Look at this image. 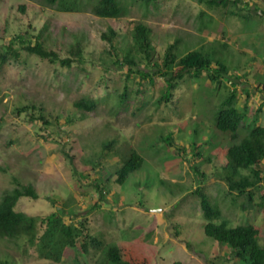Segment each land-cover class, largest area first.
Listing matches in <instances>:
<instances>
[{"label": "rangeland", "instance_id": "1", "mask_svg": "<svg viewBox=\"0 0 264 264\" xmlns=\"http://www.w3.org/2000/svg\"><path fill=\"white\" fill-rule=\"evenodd\" d=\"M124 2L125 16L106 18L89 5L66 12L47 0H0V201L16 187L31 185L39 198L21 197L16 210L38 218V236L45 230L42 219L65 209L66 223L83 222L84 234L103 241L89 254L67 249L62 264H102L103 248L113 244L125 245L150 264H235L227 245L206 235L196 190L201 185L221 209L217 222L256 226L264 246V181L252 189L251 207L243 208L247 199L232 192L226 179L231 135L213 125L222 100L236 89L237 107L247 108L245 121L264 126V19L256 10L264 8V0L214 8L200 0ZM138 23L152 29L151 62L133 47ZM110 28L116 31L112 41L103 37ZM37 37L59 61L26 49ZM10 41L19 56L9 49ZM173 43L179 56L198 49L224 62L228 77L217 84L208 71L187 74L172 101L160 103L167 82L154 63L164 67ZM130 49L138 61L134 68L152 73L153 80L138 73L126 79L129 66L115 61ZM65 58L73 59L71 66L61 63ZM123 93L128 94L125 102ZM82 98L96 100V109L76 107ZM193 143L203 156L195 155ZM132 150L143 164L119 184L115 172ZM103 172L110 180L101 189L97 181ZM5 262L52 263L40 255L38 240L32 243L27 235L0 237V264Z\"/></svg>", "mask_w": 264, "mask_h": 264}, {"label": "trees", "instance_id": "2", "mask_svg": "<svg viewBox=\"0 0 264 264\" xmlns=\"http://www.w3.org/2000/svg\"><path fill=\"white\" fill-rule=\"evenodd\" d=\"M51 5L55 6L60 11L78 12L82 11L89 5L93 13L99 17L119 18L127 14V4L125 0H47ZM147 5L155 4L158 0H140ZM207 3L211 8L223 6L227 7L229 4L238 6L241 0H200ZM25 10V7H22ZM260 10L261 17L264 19V8L256 7ZM205 13V12H203ZM231 14H237V11L230 10ZM243 15V14H241ZM247 17V16H245ZM251 17V16H250ZM116 31L113 28L109 32L103 34V37L108 40H113ZM134 49L149 62L152 60V29L143 23L135 25L133 32ZM176 44L170 45L165 53V58L162 67L158 62L154 63L155 67H159L156 73H160L167 82L166 90L161 95L159 102H170L173 99V92L178 87L179 81L187 74L200 75L208 71V78L212 83L220 84L222 79L228 77L230 73L229 67L220 60L214 58L198 49L191 50L184 55L179 56L175 51ZM12 49L15 56H19L18 50L14 48V41H10L8 45ZM26 49L31 53H36L42 58H47L55 63L60 60L59 55L53 51L48 50L40 38L37 37L35 44H28ZM81 52V49H79ZM81 54V53H79ZM141 58V57H140ZM8 53L2 55V62H6ZM72 58L61 59L63 65L71 66ZM117 64H127L129 66L126 73V79L130 80L132 73H138L141 77L153 80V74L145 72L140 68H134L138 65L136 56L133 50H128L123 57H118ZM216 63L215 67L212 66ZM128 97L127 93L122 94V102H125ZM237 90L229 91L227 96L222 100V103L215 113L213 125L223 133L231 135V143L226 148L227 163L226 179L229 188L232 192H238L239 195L245 197L248 203H244L243 208L251 207L253 202L254 192L253 188L261 187L264 177L262 173L264 168V126L257 123L258 120L248 121L247 108L239 109L236 105ZM98 102L90 98H82L75 102L76 107L92 111L97 107ZM261 110V107L259 108ZM258 113V111H257ZM258 115V114H257ZM45 122L48 124L47 120ZM242 123H245L242 126ZM241 128L246 130V134H241ZM213 136V135H212ZM172 139L169 144L175 145V140ZM212 140V139H211ZM212 142V141H211ZM112 143L104 144V150L109 148ZM195 155L203 156L197 143H193ZM207 160L211 159L208 155ZM121 164L116 170L115 181L122 184L126 181L130 173L139 170L143 164L144 158L136 150H132L128 155L121 159ZM96 163L92 166L94 167ZM196 172L205 177V173L200 170L198 165L195 166ZM243 170H249L250 173L244 174ZM110 180V174L103 175L97 181L98 188L102 189V184ZM196 193L201 199V208L206 218L204 224V231L207 236L214 238L220 244L227 245L230 249L235 264H264V246L259 243L258 235L259 229L252 224H241L235 227L228 225L224 219L217 222L221 218V209L210 201V197L206 194L202 186H198ZM39 198V194L33 186L16 187L13 191L7 192L0 201V237L17 239L23 235H27L32 243L38 240L40 255L43 258L52 261L51 264H62V260L66 254L67 249H73L82 254H89L90 247H103V241L97 236H89L84 234V223L81 225L68 224L64 221L66 210L53 212L42 222L45 224L44 233L38 236V218L29 216L24 212L17 211L16 205L21 197ZM104 197V194L102 193ZM236 201V200H235ZM261 204H264V195ZM72 213L67 210V213ZM82 238L81 246H78V240ZM104 258L102 264H150L146 257L140 256L134 251H130L125 245H109L103 248ZM75 257V260L77 257ZM234 256V257H233ZM78 261V260H76ZM8 264V262L2 263ZM173 264H185L182 261L176 260Z\"/></svg>", "mask_w": 264, "mask_h": 264}]
</instances>
